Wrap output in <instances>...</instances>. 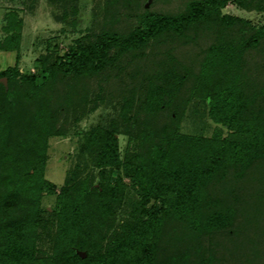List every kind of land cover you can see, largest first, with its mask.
I'll return each mask as SVG.
<instances>
[{
	"label": "trees",
	"instance_id": "trees-1",
	"mask_svg": "<svg viewBox=\"0 0 264 264\" xmlns=\"http://www.w3.org/2000/svg\"><path fill=\"white\" fill-rule=\"evenodd\" d=\"M231 1L264 12V0H103L99 28L33 70L19 67L24 19L5 14L0 50L16 61L0 66V264H264V22L223 12ZM79 2L60 19L75 26ZM106 96L119 117L82 135L57 193L50 138ZM194 99H209L211 135L180 128ZM119 134L134 141L123 156Z\"/></svg>",
	"mask_w": 264,
	"mask_h": 264
},
{
	"label": "rangeland",
	"instance_id": "rangeland-1",
	"mask_svg": "<svg viewBox=\"0 0 264 264\" xmlns=\"http://www.w3.org/2000/svg\"><path fill=\"white\" fill-rule=\"evenodd\" d=\"M151 1L147 0L146 6ZM63 4L64 0H0V39L5 34L3 30V26L6 23L5 14L10 9H19V13L24 19L19 60L21 70H33L38 54L46 51V49L49 48L50 50L63 53L77 38L99 28L104 16L103 0H80L79 11L75 17V26L60 19L63 13ZM223 12L243 16L257 24L264 22V12L247 11L233 1L227 3L223 8ZM15 61V51L0 50L1 67L15 64ZM92 90V97H94L99 90L97 86H93ZM105 98L97 108L85 112L83 116H79L78 120H73V117L79 112L73 113L72 124L67 135L50 138L46 175L53 183L57 193L65 183L69 169L77 161L79 141L82 135L97 124L107 125L112 119L119 117L120 105L115 100H110L108 96ZM219 126L221 125L214 122L209 113V99H194L187 106L180 128L184 132L211 135ZM222 130L224 132L227 131L225 127H222ZM119 143L123 156L127 146H132L134 141L129 140L127 134H119ZM85 164L83 176L92 170L95 173L94 184L97 185L99 182L97 168L91 165L90 161L85 162ZM124 181L129 183L131 179L128 176H124ZM130 194L131 198L125 202L124 210L122 209L118 213V220L130 218L127 212V210H131L129 204L132 200L138 198L136 192ZM56 197V194H46L42 199L44 207L42 212L43 226L40 229L41 237L38 242L42 250L48 251L51 244L50 233L52 231L51 226H54L55 213L53 212ZM76 251L81 255L82 251L85 250L77 248ZM86 255L81 256L85 257Z\"/></svg>",
	"mask_w": 264,
	"mask_h": 264
},
{
	"label": "water",
	"instance_id": "water-1",
	"mask_svg": "<svg viewBox=\"0 0 264 264\" xmlns=\"http://www.w3.org/2000/svg\"><path fill=\"white\" fill-rule=\"evenodd\" d=\"M3 81H4L5 84L7 83L6 77L3 78ZM81 255H83V256L86 255V252L85 251H82Z\"/></svg>",
	"mask_w": 264,
	"mask_h": 264
}]
</instances>
